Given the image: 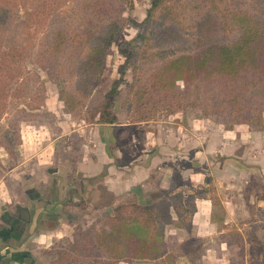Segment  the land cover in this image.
Wrapping results in <instances>:
<instances>
[{"label":"trees","instance_id":"obj_1","mask_svg":"<svg viewBox=\"0 0 264 264\" xmlns=\"http://www.w3.org/2000/svg\"><path fill=\"white\" fill-rule=\"evenodd\" d=\"M126 1L83 0L81 10L87 18L77 33L72 34L62 25L51 29L54 53L68 50L64 52L70 58L66 65L75 64L74 85L63 84L59 89V99L67 112L76 113L85 107L88 121L114 122V97L120 92L130 62L143 56L150 64L133 65L130 86L128 112L134 120L148 119L146 113L155 112L161 105L169 111L189 105L206 115H225L227 126L261 121L264 0H150L146 17L131 22L138 28L136 36L119 44V52L126 59L120 65V76L105 92L99 83L112 45L128 23L122 7ZM8 14L6 6L0 4V26ZM229 26L235 29L233 33H227ZM171 44L174 47H169ZM138 49L142 51L138 53ZM178 80L184 83V95L179 93ZM169 195L166 192L161 201L148 206L139 205L135 199L119 204L109 231L95 240L84 231L82 243L76 238L70 245L73 250L81 246L85 251L102 248L97 251L124 261L155 254L165 227L174 223L172 209L178 208L176 200L182 197L177 193L169 200ZM191 220L192 213L187 225H183H190ZM142 223L148 227L147 237L142 236L139 228L134 229ZM63 262L61 258L56 260L57 264Z\"/></svg>","mask_w":264,"mask_h":264},{"label":"crops","instance_id":"obj_2","mask_svg":"<svg viewBox=\"0 0 264 264\" xmlns=\"http://www.w3.org/2000/svg\"><path fill=\"white\" fill-rule=\"evenodd\" d=\"M56 100L51 96L47 104L55 121L45 131L27 127L18 147L31 152L30 157L37 160H33L34 166L43 164L48 170L44 181L53 185V208L67 207L66 198H80V208L86 207L94 215H113L129 199L148 206L161 201L166 192L169 200L180 193L182 197L175 203L178 208L172 209L174 223L165 227L156 244L165 249L159 259L167 264L169 259V264H233L231 242L223 234L230 236L228 232L238 230L245 235L247 220H252L251 205L264 203L257 195L247 194L253 181L264 180V129L244 123L231 128L212 124L211 117L187 113H181L175 124L151 127L150 121L129 122L128 112L118 104L114 122L73 127L61 119ZM184 117L187 121L183 123L180 118ZM39 175L31 173L30 178L42 180ZM7 193L1 191L0 200L5 201ZM189 202L192 220L184 226L180 218ZM42 210L37 209L35 218ZM27 223L21 214L13 217L0 241L18 239ZM136 228L143 237L148 236L145 225L136 224ZM50 229L61 231L59 225ZM190 242L200 248L195 257L193 250L184 249ZM12 250V254L0 252V261L36 262L24 251ZM243 264H250L248 258Z\"/></svg>","mask_w":264,"mask_h":264},{"label":"rangeland","instance_id":"obj_3","mask_svg":"<svg viewBox=\"0 0 264 264\" xmlns=\"http://www.w3.org/2000/svg\"><path fill=\"white\" fill-rule=\"evenodd\" d=\"M82 1L0 0V4L5 5L9 13L6 22L0 26V192H8L5 201L0 200V235L1 232L7 231L13 217L21 214L22 218L28 221L26 229L22 234L19 233L21 236L18 239L7 238L0 241V252L12 254V249L20 253L24 251L28 254L26 257L36 261L34 263L26 261L25 264H57L58 258L64 260L61 264H90L93 261H102L105 264H167L165 260L159 259L164 248L156 249V253L147 258L132 261L117 260L110 253L97 251L102 248L93 247L94 250L85 251L84 246H81L78 250H73L74 247L70 243L76 241V238L82 243L84 231L94 240L99 239L103 232L109 231L113 215H94L86 207L80 208V198H77V201H74V198L70 200L66 198L65 204L71 205L69 208L63 205L53 208L51 193L53 185L44 181L48 179V170L43 164L40 168L34 166L33 160L35 162L37 160L30 157L31 152L18 148L23 131L26 132L27 127L31 129L39 127L45 131L46 127L55 121L56 116L48 112L47 104L51 96L57 97L55 105L61 119L68 120L73 127L84 123H98L96 119L87 120L85 107L76 113L65 110L64 102L59 99V89L63 84L74 85L77 78L75 64L67 66L66 60L69 61L70 58L69 54L66 57L64 52L68 53V50L56 54L50 44L51 29L54 25H62L72 34L83 27L87 17L81 10ZM122 7L123 16L127 18L128 23L117 35L107 56L106 69L99 83V87L105 92L111 88L114 79L120 76V65L126 59L119 52V44L136 36L138 28L131 22L142 21L146 17L150 0H128L122 2ZM233 30L235 29L229 26L227 33H233ZM176 45L179 49L183 48L182 45ZM164 47L160 46V49ZM169 47H174V44ZM137 51L140 53L142 49ZM130 63L131 67L126 71L120 92L114 97V108L118 104L121 110L127 112L134 75L133 65L150 64L143 56H137ZM105 84L110 87L105 89L107 88ZM178 85L179 93L184 95L183 81L178 80ZM181 113L211 117L212 124L227 123V118L223 114L206 115L200 109L189 105L177 111H169L161 105L155 112L146 113L148 119L139 121L134 120L128 112L127 119L132 123L150 121L151 127H154L162 123L175 124ZM180 120L183 123L187 121L185 117ZM248 125L252 129H264V109L261 121ZM227 127L234 128L235 125ZM22 151L25 154H22ZM3 153L6 154V158L1 157ZM44 160L46 161L47 157ZM31 173L40 174V178L43 179L31 180ZM247 194L257 195L258 199L264 200V180L253 181ZM258 203L251 205L252 220H247L245 235L237 232L238 230L228 232L232 233L231 237L223 234V238L231 242L228 241L233 264H243L245 258H248L250 264H264V203L262 202L261 206ZM40 208L43 210L35 218L36 211ZM184 210L182 224L187 225V219L191 217V213L193 214L190 202L186 204ZM70 211H73L74 215L71 216ZM63 212L66 215H63ZM135 212V215H138V211ZM158 218L156 215L155 219ZM142 224L147 227L146 224ZM58 225L61 231L52 232L50 228ZM130 236H133L131 231ZM192 244L193 242H190L184 249L193 250L195 257L201 251L199 247H192Z\"/></svg>","mask_w":264,"mask_h":264},{"label":"flooded vegetation","instance_id":"obj_4","mask_svg":"<svg viewBox=\"0 0 264 264\" xmlns=\"http://www.w3.org/2000/svg\"><path fill=\"white\" fill-rule=\"evenodd\" d=\"M0 264H17L15 261L8 262V261H0Z\"/></svg>","mask_w":264,"mask_h":264}]
</instances>
